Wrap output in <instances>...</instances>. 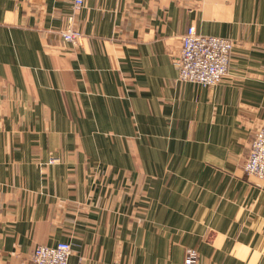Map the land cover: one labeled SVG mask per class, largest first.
<instances>
[{
  "label": "crops",
  "instance_id": "0c3cea01",
  "mask_svg": "<svg viewBox=\"0 0 264 264\" xmlns=\"http://www.w3.org/2000/svg\"><path fill=\"white\" fill-rule=\"evenodd\" d=\"M72 16L79 47L58 34ZM192 26L236 42L216 87L178 80ZM263 122L264 0H0V264L71 229L95 264H182L193 247L264 264V184L244 170Z\"/></svg>",
  "mask_w": 264,
  "mask_h": 264
},
{
  "label": "built area",
  "instance_id": "2783aa9c",
  "mask_svg": "<svg viewBox=\"0 0 264 264\" xmlns=\"http://www.w3.org/2000/svg\"><path fill=\"white\" fill-rule=\"evenodd\" d=\"M71 1L76 11L85 7L86 0ZM66 32H78L74 35H77L81 42L82 35L78 29L71 27ZM181 41V51L174 58L178 80L207 87L219 85L229 71L234 51L233 42L222 37L200 35L194 27L188 29ZM245 170L248 174L264 180V126L255 134ZM71 255L72 246L69 243L38 246L32 254L31 264H70ZM191 264L197 262L193 261Z\"/></svg>",
  "mask_w": 264,
  "mask_h": 264
},
{
  "label": "rangeland",
  "instance_id": "374dc122",
  "mask_svg": "<svg viewBox=\"0 0 264 264\" xmlns=\"http://www.w3.org/2000/svg\"><path fill=\"white\" fill-rule=\"evenodd\" d=\"M73 8H74V4H73ZM71 27H75L74 26V24H73V16L72 17H70V19H69V21H68V23H67V26H66V28H63V29H61V30H59V32H58V34L61 36V38H62V40L66 43V44H70L71 46H73V47H79V46H81L82 44H83V42H84V34H83V32H81L80 30V34L82 35V39H81V42H80V39H77V35H74V34H77L78 32H66V31H68ZM192 27H194V26H192ZM195 28V27H194ZM77 29V28H76ZM195 30H196V28H195ZM197 31V30H196ZM188 32V31H187ZM198 33V32H197ZM198 34H200V33H198ZM185 35V34H184ZM201 35V34H200ZM202 35H204V34H202ZM206 36H211V35H206ZM217 37H222V38H226V39H229V40H231L232 42H233V44H234V49H235V47H236V45H235V41L233 40V39H231V38H228V37H224V36H217ZM181 38H182V36H181ZM182 42V41H181ZM182 48V47H181ZM233 49V50H234ZM181 51V50H180ZM234 52V51H233ZM180 53V52H179ZM178 53V54H179ZM177 54V55H178ZM233 55V54H232ZM231 61H232V58H231ZM230 69H231V62H230V67H229V71H228V74L230 73ZM227 74V75H228ZM226 75V76H227ZM225 76V77H226ZM224 77V78H225ZM223 78V79H224ZM222 79V80H223ZM181 82V81H180ZM222 82V81H221ZM220 82V83H221ZM195 84V83H194ZM200 85V84H199ZM203 86V85H202ZM218 86V85H217ZM207 87V86H206ZM214 87H216V86H214ZM211 88H213V87H211ZM264 126V122L257 128V130H256V132H255V134L257 133V131L260 129V128H262ZM254 137H255V135H254ZM252 142H253V140L251 141V146H252ZM251 146H250V150H251ZM249 153H250V151H249ZM249 155V154H248ZM247 158H248V156L246 157V159H245V163H244V170H245V164H246V162H247ZM60 160L58 159V158H56V157H51L50 159H49V161L47 162V164H43L42 162H40V161H35V162H33V163H31L30 165H29V167H28V169H29V174H30V176H32V177H37V178H40V177H42L43 176V174L45 173V170H46V168L49 166H52V165H54V164H57L58 162H59ZM245 172H246V170H245ZM247 173V172H246ZM248 174V173H247ZM249 176H254V175H251V174H248ZM256 178H258L263 184H264V180L263 179H261V178H259V177H257V176H255ZM94 183H96V180H94L93 181ZM91 191H94L93 189H91ZM90 196V195H89ZM93 205L90 203V200L89 199H87L85 202H82V203H80L79 205H78V208H77V215H79V212H80V210L81 209H83V212L85 211V210H87V209H90L91 207H92ZM83 212H82V214H83ZM133 215H135V214H133ZM137 215H135V217H136ZM134 217V216H133ZM134 217V218H135ZM79 238H80V235L75 231V230H73V229H71V231H69V239L68 240H66V241H61V242H65V243H69V244H71V246H72V255H71V257H70V264H95L96 262L95 261H93V259H91V257H90V254H91V252L89 251V246H88V248L86 249V247H85V250L83 251V252H81V248H82V245H80L79 243H77V240H79ZM38 246H51V245H49V244H39V245H36L34 248H33V250H32V252H31V257H30V261H29V264H31V258H32V254H33V252H34V250L36 249V247H38ZM123 250H124V246H123V244H118V245H116V247H115V259H116V262L117 263H120V261H121V259H122V255H123ZM137 252H138V250H137V247L136 246H133L132 247V252H131V254H132V256L133 255H135V254H137ZM73 258H75L74 260H73ZM191 258H194L195 260H191ZM193 261H195V262H197V264H201V253H200V250L198 249V248H186L185 249V257H184V260H183V262H182V264H191ZM101 262H103V264H106V262H105V260H102V261H99L98 263L99 264H101ZM189 262H191V263H189ZM129 264H133V261L131 260L130 262H129Z\"/></svg>",
  "mask_w": 264,
  "mask_h": 264
}]
</instances>
